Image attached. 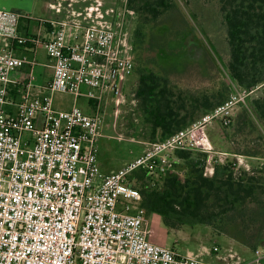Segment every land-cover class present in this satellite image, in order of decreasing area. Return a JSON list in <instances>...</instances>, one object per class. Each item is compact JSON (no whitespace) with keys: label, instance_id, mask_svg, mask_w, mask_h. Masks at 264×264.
<instances>
[{"label":"built area","instance_id":"1","mask_svg":"<svg viewBox=\"0 0 264 264\" xmlns=\"http://www.w3.org/2000/svg\"><path fill=\"white\" fill-rule=\"evenodd\" d=\"M22 16L0 9V264H216L150 239L143 196L130 176L140 168L166 174L175 169L177 151L206 153L205 175H213V163H224L228 153L203 144V135L217 122L230 124L232 110L247 104L262 85L235 86L221 105L175 134L149 142L136 158L106 173L98 141L108 99L118 116L130 102L126 81L135 72L124 19L98 25L47 20L50 38L43 41L40 34L20 32ZM29 40L37 46L43 42L53 61V77L39 93L33 92L37 46L26 47ZM23 49L34 56L19 54ZM19 85L22 94L16 99L11 88ZM56 93L72 94L71 108L56 107ZM81 97L90 112L76 102ZM243 158L234 166L250 170ZM218 251L215 246L213 252ZM219 260L264 264V255L229 250Z\"/></svg>","mask_w":264,"mask_h":264},{"label":"rangeland","instance_id":"2","mask_svg":"<svg viewBox=\"0 0 264 264\" xmlns=\"http://www.w3.org/2000/svg\"><path fill=\"white\" fill-rule=\"evenodd\" d=\"M46 0H13L23 3L26 9L20 7L24 13L32 17L44 13L43 5ZM77 1V0H73ZM84 1V0H83ZM89 6L100 3L103 19L113 16L124 19L127 29L134 36L140 16L127 8V0H87ZM85 1V3L87 2ZM175 7L160 15L156 20L144 24V42H138L135 57L139 60L135 72L126 81L128 102L116 116L113 112L114 104L108 99L106 108V122L99 138V164L104 172L118 170L129 161L140 155L151 138V128L145 122L144 113L140 109L139 99L136 98V89L139 83V70L145 66L158 74L168 76L170 83L175 85L177 91L185 93L186 97L193 95H219L225 92L227 98L235 89V83L229 76L223 56L207 34L208 26L211 32L222 37V26H219L218 7L213 4L200 3L191 8L185 0H173ZM82 6V5H81ZM83 7V6H82ZM74 9L80 11L81 7L75 2ZM73 15V14H72ZM68 15V18L72 16ZM202 18L208 25H205ZM66 19V20H67ZM30 23L29 30L35 29V19H24L23 25ZM24 28L26 29L27 26ZM195 46L190 44V40ZM183 41L185 45L183 44ZM190 41V42H189ZM183 49V50H182ZM37 65L34 67L36 83L49 77L50 68L45 69V64L51 62L43 42L37 47ZM22 93L19 92V97ZM251 98V97H250ZM55 105L58 108L69 109L75 102L72 94L56 93ZM78 105L90 112L88 100L85 97L77 99ZM234 120L232 124L224 127L221 122L209 127L202 137V142L207 143L211 149L224 151L228 156L224 163L238 162V157H244L250 170L244 164L235 170L240 175L246 171L248 175L264 181V122L252 106V101L240 105L232 110ZM28 135V133H26ZM195 158L199 155L195 151ZM220 154L216 156L219 158ZM216 163H213L216 167ZM206 165V163H205ZM183 172V169L180 170ZM206 168L204 167V175ZM211 177L210 173L208 175ZM145 226L151 231L150 239L175 249L183 255H194L208 262L220 264L219 256L226 257L229 250L250 257L254 251L242 243L240 236L244 235L242 227L232 226L228 230L218 229L212 225L196 224L183 225L178 229L168 227L157 214H146ZM237 227V228H236ZM259 233L261 239L257 250L264 255V227ZM256 233V235H257ZM250 234V233H248ZM240 235V236H239ZM251 235V234H250ZM238 236V238L234 237ZM256 240V239H255ZM254 239L252 241L256 242ZM215 246L218 252H213Z\"/></svg>","mask_w":264,"mask_h":264},{"label":"trees","instance_id":"3","mask_svg":"<svg viewBox=\"0 0 264 264\" xmlns=\"http://www.w3.org/2000/svg\"><path fill=\"white\" fill-rule=\"evenodd\" d=\"M185 1L192 9H197L200 3L218 7L222 37L218 38L217 33L213 35L209 26L207 34L223 56L235 86L250 90L262 85L249 96L248 101H252V106L264 122V0ZM174 7L173 0H127V8L140 16L131 37L134 54L135 44L138 46V42L145 40L144 24ZM200 20L208 25L202 18ZM24 35L33 36L28 29L24 30ZM36 46L31 40L26 44V47ZM23 52L34 56V51L23 49L19 54ZM138 60L139 57H135V69ZM219 93L189 98L175 89L168 76L145 66L139 70L136 98L139 99L145 122L152 130L153 140L165 139L188 127L231 95L225 98L224 91ZM11 95L19 98L18 87L11 88ZM230 118L232 124L233 115ZM176 154L179 159L175 169L164 175H150L146 168H140L130 176V182L142 193L141 206L146 214L161 216L163 222L173 229L204 224L226 231L234 225L240 226L244 233L239 235L242 243L256 251L261 239L257 232L264 227V181L248 175L246 171L237 174L232 163H216L214 174L205 176L206 153L199 152L196 158L194 151H177ZM180 168L184 173L177 171Z\"/></svg>","mask_w":264,"mask_h":264},{"label":"crops","instance_id":"4","mask_svg":"<svg viewBox=\"0 0 264 264\" xmlns=\"http://www.w3.org/2000/svg\"><path fill=\"white\" fill-rule=\"evenodd\" d=\"M13 0H0V9H3V10H7V11H16V12H19L21 13L22 18L20 19V24H19V29H20V32L22 34H24V30L28 29V27H30V23L28 22L26 24L27 28L25 29L23 25V20L24 19H27V20H30V19H35L38 23L33 30H29L31 34L33 35H38L40 34L41 36V39L44 41V40H47L50 38V26L47 22V20H51V19H67L68 18V15H72L70 16L69 19L67 20H70V21H78V22H81V23H85V24H93V25H98V24H105V23H109L111 20H113V16H108L106 19H103L102 16H103V12H102V8H100V3H102L100 1V3L98 5H94L92 3V5L89 6V3L87 0H77V1H73V0H46L44 2V5H43V11L44 13L40 16H35V17H32L30 15V13H24L22 10H20L19 8L22 7L23 9H26L25 8V5L22 3H16V2H12ZM85 1H87L85 3ZM75 2H78V4L80 5L81 9L80 11L78 9H74V4ZM83 7H82V6ZM25 26V27H26ZM38 47V46H37ZM37 55V51H36V54ZM36 57V56H35ZM51 61V59H50ZM37 65V64H36ZM45 66V69H47L48 67L50 68V72L48 73L49 77L46 78V79H42L41 82L37 83V86L36 88L33 90V92H36V93H39V92H42L43 89L39 88L40 85H45L47 84L53 77V73H54V67H53V61L47 63L44 65ZM22 86L19 85L18 89H20ZM113 171H116V170H111V171H108L106 173H109V172H113Z\"/></svg>","mask_w":264,"mask_h":264},{"label":"flooded vegetation","instance_id":"5","mask_svg":"<svg viewBox=\"0 0 264 264\" xmlns=\"http://www.w3.org/2000/svg\"><path fill=\"white\" fill-rule=\"evenodd\" d=\"M191 41V42H190ZM189 42H190V44L192 45L193 43H192V41H193V39L192 40H190ZM192 46H195V44H193Z\"/></svg>","mask_w":264,"mask_h":264}]
</instances>
